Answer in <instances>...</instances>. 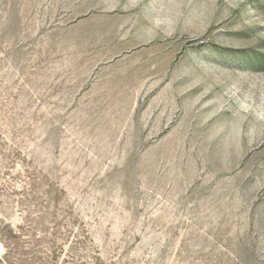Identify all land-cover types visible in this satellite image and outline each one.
I'll return each mask as SVG.
<instances>
[{
  "label": "rangeland",
  "instance_id": "1",
  "mask_svg": "<svg viewBox=\"0 0 264 264\" xmlns=\"http://www.w3.org/2000/svg\"><path fill=\"white\" fill-rule=\"evenodd\" d=\"M0 264H264V0H0Z\"/></svg>",
  "mask_w": 264,
  "mask_h": 264
}]
</instances>
